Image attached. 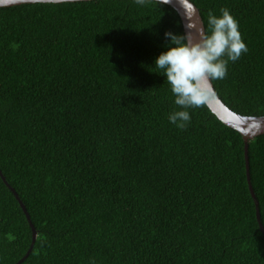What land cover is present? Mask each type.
Returning <instances> with one entry per match:
<instances>
[{"label": "trees", "instance_id": "1", "mask_svg": "<svg viewBox=\"0 0 264 264\" xmlns=\"http://www.w3.org/2000/svg\"><path fill=\"white\" fill-rule=\"evenodd\" d=\"M204 28L227 8L247 53L211 81L236 114L264 116V0H189ZM179 10L146 0L0 7V264H264V133L177 106L153 66Z\"/></svg>", "mask_w": 264, "mask_h": 264}, {"label": "clouds", "instance_id": "2", "mask_svg": "<svg viewBox=\"0 0 264 264\" xmlns=\"http://www.w3.org/2000/svg\"><path fill=\"white\" fill-rule=\"evenodd\" d=\"M145 2L134 0L140 6ZM179 3L188 21L187 31L183 34L164 32L163 50L155 57L153 66L164 76L177 106L168 114L169 123L186 130L191 123L189 109L207 106L210 82L224 79L228 63L240 59L248 49L238 21L227 8H222L219 14L210 11L207 27L200 28L193 23V6L189 0H179ZM194 28L198 34L195 39Z\"/></svg>", "mask_w": 264, "mask_h": 264}, {"label": "water", "instance_id": "3", "mask_svg": "<svg viewBox=\"0 0 264 264\" xmlns=\"http://www.w3.org/2000/svg\"><path fill=\"white\" fill-rule=\"evenodd\" d=\"M71 1H81V0H0V7L12 6V5L23 4V3H32V2H71ZM160 1L164 2V0H160ZM167 3L172 4L173 6H175L179 10L180 14L182 15V18L184 19V24L186 25L188 21L184 16V9H183L182 5L179 3V0H168ZM192 6H193V15H192L193 23L196 24L197 26H199L200 28H204L200 14H199L197 8L194 6V4H192ZM185 31H187L186 27H185ZM192 34H193L194 39L198 38V34H197L195 28L192 30ZM210 90H211V94H210L208 103L212 106L214 111L217 114H219V116L223 120H225L229 124L235 126L236 128L240 129L242 132L247 133L251 137L264 133V116L263 117H247V116H242V115L236 114L235 112L230 110L221 101V99L217 96L211 82H210ZM244 158H245L246 179H247L248 189H249L250 195H251L253 202H254V205H255L256 221L258 223V227H259L260 231L264 234V226H263V224L261 222V218H260L258 200L256 198L254 191H253L251 181H250L249 163H248V144H247V142L244 143ZM0 178L2 179L4 184L10 189V191L14 194L15 198L18 200V202H19V204H20V206H21V208L25 214L27 222L30 226V229L32 231V242H31V245L29 247L28 252L26 253V256H27L28 253L30 252L32 246H33V242H34L35 236H36V230H35L32 222H31L30 216H29L28 212L26 211V208H25L23 202L19 198V196L16 193V191L14 190V188H12L10 186V184L7 182V180H6L4 174L2 173L1 170H0ZM24 258L20 259L15 264H19Z\"/></svg>", "mask_w": 264, "mask_h": 264}]
</instances>
